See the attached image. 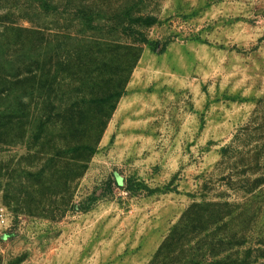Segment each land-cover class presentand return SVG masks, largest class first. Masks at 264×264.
<instances>
[{
	"label": "rangeland",
	"instance_id": "rangeland-1",
	"mask_svg": "<svg viewBox=\"0 0 264 264\" xmlns=\"http://www.w3.org/2000/svg\"><path fill=\"white\" fill-rule=\"evenodd\" d=\"M0 264H264V0H0Z\"/></svg>",
	"mask_w": 264,
	"mask_h": 264
},
{
	"label": "trees",
	"instance_id": "trees-1",
	"mask_svg": "<svg viewBox=\"0 0 264 264\" xmlns=\"http://www.w3.org/2000/svg\"><path fill=\"white\" fill-rule=\"evenodd\" d=\"M143 41H145L144 43H147V40H143ZM115 97H119V96H115ZM38 103V102H37ZM40 103V102H39ZM40 104H44V102L43 101H41V103ZM81 145H79V146H75V147H72L71 148V151H77L76 153H79V150H81ZM95 150L92 148L91 150H90V152H94Z\"/></svg>",
	"mask_w": 264,
	"mask_h": 264
}]
</instances>
